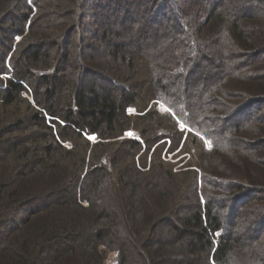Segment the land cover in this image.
Returning <instances> with one entry per match:
<instances>
[{"label":"trees","instance_id":"1","mask_svg":"<svg viewBox=\"0 0 264 264\" xmlns=\"http://www.w3.org/2000/svg\"><path fill=\"white\" fill-rule=\"evenodd\" d=\"M152 1L138 12V0H0V264H105L110 253L118 264H202L174 256L183 238L192 240L187 250L203 264H240L234 255H245L241 264H264V247L257 252L247 233L236 236L238 206L231 232L225 228L231 195L258 200L264 178L226 177L213 168L224 153L221 143L252 146L243 132L248 108L235 103L264 82L238 74L247 68L256 74L253 61L243 65L238 57L242 41L259 36L264 45V28L260 34L256 23L247 25L254 39L245 38V23L234 13L245 0H231L239 5L233 10L224 6L228 0ZM204 2L211 10L203 18L197 6ZM181 18L195 25L191 39ZM172 21L168 49L154 57L151 46L170 34L153 27ZM201 47L209 57L200 60L221 67L217 76L228 79L230 71L233 79H247L246 90L219 82L209 96L195 94ZM184 72L188 102L177 91ZM255 123L253 134L264 135V117ZM130 131L135 139L125 138ZM192 147L201 163L180 173L162 153L192 156ZM258 153L241 162L264 172V149ZM191 174V208L182 216L180 189L158 183ZM222 188L229 196L215 212ZM170 233L174 238L166 239ZM255 239L261 244V233Z\"/></svg>","mask_w":264,"mask_h":264},{"label":"rangeland","instance_id":"2","mask_svg":"<svg viewBox=\"0 0 264 264\" xmlns=\"http://www.w3.org/2000/svg\"><path fill=\"white\" fill-rule=\"evenodd\" d=\"M138 5L135 8V10H138V12H143L144 9H146L147 7H149L151 5V2H153L152 0H138ZM205 1V0H204ZM220 1V0H217ZM173 2L176 4V1L173 0ZM203 2V1H202ZM222 2V1H220ZM233 1L228 0L227 2H224V6H226V8H230V9H234L237 8L239 5H235L234 3H231ZM205 2L200 4L197 7H201V15L204 17L207 16L208 14V10L210 11L211 7H207L205 9L204 7ZM171 7L173 8V3L171 5ZM222 10H223V5L221 6ZM131 11L130 14H134L136 13V11ZM229 10V11H232ZM220 11V9H219ZM229 11H227V13H229ZM165 13V11L163 12ZM234 13L236 15H238V18H240V20H243L245 23L244 29L246 32V36L245 38H247L250 34H252V30L250 29V26L256 23V27L257 25L260 26L261 31L260 34L263 32V28H264V0H245V4L243 6V8H239L237 9V11H234ZM181 15V14H180ZM229 16V14H227ZM233 15V13L231 14ZM166 16V15H165ZM182 16V15H181ZM145 17H143L144 19ZM180 19V16H179ZM179 19H177L175 17L174 22L178 21ZM146 20V19H145ZM236 21H239L238 19ZM174 22H168L167 26L163 27L159 26V27H153V31L155 32H169L168 34L170 35H166L163 37V39H168L171 34L172 31H174L175 29V24ZM242 22V21H241ZM179 24H182V26L185 27V30L187 29L188 31V35L191 39L192 36H194V29H195V25L193 23H191L190 20H185L183 21V18H181V20L178 22ZM202 24V23H201ZM204 24V23H203ZM250 25V26H247ZM1 26V25H0ZM205 28L209 29L207 27V23H205ZM248 33V36H247ZM218 35V34H217ZM256 36V35H255ZM0 37H2V35H0ZM206 38L208 37V33L205 36ZM249 39H254V37H251ZM259 36L255 39L254 43L250 40H246V41H242V46H243V51L239 52V57L238 60H241V62L244 64L247 63V66L249 65L250 60L254 62V70L256 71V74H249L250 71L252 70H248L247 69H243L242 71L237 72L238 74L240 73V75H247V77H249L250 81H255L256 78H254V75L258 76L259 80H262V82H264V45L262 43L259 44V42H257ZM1 39V38H0ZM162 44H160V46L158 47L157 45H153L151 46V48H153L152 55L154 57H157L156 55H160L162 54V51H166L168 49V45L167 47L165 46L164 43H166L167 41H165ZM219 39V37H218ZM221 40V39H220ZM245 40V39H244ZM206 41V40H205ZM224 44L228 45L227 38H223L221 40ZM170 42V41H169ZM233 46V42L229 43L228 47ZM253 45V46H252ZM261 47V48H260ZM233 47H231L232 49ZM252 50H248L251 49ZM206 55L209 57V52L206 48L203 49V47H201V49L198 51V58H197V63L198 66L195 68V70L193 71V73L196 74L194 75V84L193 85V90L195 94L198 95H206L205 97L209 96V91L210 89L213 87V84H218L219 82H221L220 86H227L230 84L235 83V87L240 90L241 88H244L246 90L247 84H249V82H247V79H241L242 77L239 78H234L232 77L231 72L229 71L228 74L226 76H228L226 79L223 78V76H217L219 74V72L221 71V67H218L217 64L212 61L210 62L208 59H204V60H200L202 57V55ZM156 64H159V61H157V59H154V61ZM154 63V64H155ZM250 66L252 67V64H250ZM156 67H159V65H156ZM232 67V68H231ZM234 66H230L229 69H233ZM154 69V68H153ZM247 71V72H245ZM246 73V74H245ZM161 71L159 69H156V75H160ZM184 74L185 78H183L179 83V86L177 88V91L179 92L180 98L183 99V101L188 102V98H186V96L188 95L189 91H188V76H190V73H182ZM156 76V77H157ZM239 76V75H238ZM219 77V78H218ZM190 79V78H189ZM239 79V81H238ZM225 80V81H224ZM210 82V83H209ZM167 86V85H166ZM219 86V87H220ZM252 90V95L248 96L247 98H241V101H236L237 103L235 104H239L242 106H245L246 108H248V111L246 115H249L250 118L248 117L249 120V127L246 129H243V132L245 133L246 131V136L248 138H251V140H253L252 142V146H250V144H248V142H243L244 145L242 146H238V144L235 142H233V145L231 146L229 142L225 143H221V146L224 147V153L221 154H217L219 156H222V158L220 159H216L215 163H214V169L216 171V174L218 175H222V176H226V177H233L234 175H245L247 176L249 179L252 177H261L264 178V172L263 170H261L260 168L256 169L254 167L251 166H247V163H242L243 160V156L245 154L249 153V159L252 157H256L258 156V152L262 151V149H264V135H259V136H255L253 133L256 130V128L258 127V125L255 123L256 120L261 116L264 117V83H262L261 85H259L258 88H249ZM241 91V90H240ZM243 95V93H242ZM185 99V100H184ZM191 100V95H190V99ZM160 110L162 111H168V109L162 105V104H158ZM151 106V105H150ZM150 108V107H149ZM135 112L133 110L129 111V114H134ZM181 130H185L184 127H181ZM126 137L125 138H134V134L132 131L125 133ZM256 138V139H255ZM90 139L92 140V142H97L96 137H90ZM228 139H230V137H228ZM165 142H167V140H163ZM231 142V141H230ZM187 149H190L191 147V140L187 142ZM69 148L71 147L70 144H66ZM263 146V147H262ZM183 147V145H182ZM181 147V148H182ZM233 147V149L231 148ZM187 149L185 152H187ZM168 148L165 151H162L163 156L166 157V159L170 162L173 163L174 167H172L176 173H180V172H184L187 168V166L192 165L195 166L197 164H200L201 162H199L197 155H200V152L195 151L194 147L191 148V154H193L192 156L187 152V154H181L178 152L170 155L171 152L167 153ZM184 150V149H183ZM167 153V154H166ZM255 154V155H254ZM191 156V159L189 160V157ZM197 157V158H196ZM200 158V157H199ZM189 160V161H188ZM248 160V159H247ZM242 161V162H241ZM221 162H223V165H219L221 164ZM250 163V162H249ZM204 165V164H203ZM208 165V164H206ZM211 167V166H210ZM208 166V170L210 168ZM248 167V168H247ZM196 168V167H195ZM193 171V170H192ZM191 171V172H192ZM194 176L193 174L190 175L189 179L186 181H182V177H179L173 181H171L170 183L164 182V183H158V186H160L161 184H163L165 186V188L169 190L172 189V187L174 188H178L180 189L182 196L184 197L185 201H184V208L182 209V216L187 215V213L189 214V208H191V194H192V188H194ZM214 181V182H213ZM210 181V183L213 185L214 183H216L218 186H221L223 184V182H215V180ZM219 182V183H218ZM210 184V185H211ZM220 184V185H219ZM245 184V183H244ZM248 189H250L251 187H249L247 184H245ZM258 190L260 187H257ZM172 191V190H171ZM257 191V189H256ZM220 193V197L216 200L215 203V212H222V209L225 207L224 205H226L225 203V198L226 196H229V192L227 191H223V188L219 191ZM255 195V194H253ZM231 198L235 197V204H233L230 208V205L228 204V209L229 212L226 214V219H225V228H226V232L227 234L230 233V229L232 221H231V214H232V208L234 206H238L237 209H239L240 211V216H239V226L241 229H238V231H236V236H239V234L246 235L247 233V237L246 242L250 245H254V250L258 252V248L260 246L264 247V211H261L259 209L255 210L258 206H262L264 205V194L263 196H259L260 198L258 200H254V198H252L251 196L248 197H242V193L238 192L235 193V195H231ZM187 199V200H186ZM256 199V198H255ZM193 203V202H192ZM238 203V204H237ZM240 203V204H239ZM188 207V208H187ZM180 228V225H178ZM242 230V232H241ZM230 231V232H229ZM249 231V232H248ZM258 233H261V239H262V243L256 245L255 243L257 242L255 239L258 235ZM174 235L173 234H169L168 237L166 239H173ZM249 237H252L253 240L248 239ZM169 241V240H168ZM176 243L180 244V248L181 253H175L174 256H177V258L182 259V258H187L189 257L190 260H192L194 263H204L202 257L200 255H194L192 256L188 249V246L190 243H192V240L189 238H183V239H179ZM252 249V248H250ZM262 251V250H259ZM186 252V253H184ZM187 256V257H186ZM192 256V257H191ZM264 256V255H263ZM233 257V256H232ZM188 258V259H189ZM234 260L238 261L240 264L241 263H245L246 259H245V255H239V256H235L234 255ZM264 259V258H263ZM118 256L115 253H110L107 255V260L105 264H118ZM206 262V261H205ZM137 264H140L138 261L136 262Z\"/></svg>","mask_w":264,"mask_h":264}]
</instances>
